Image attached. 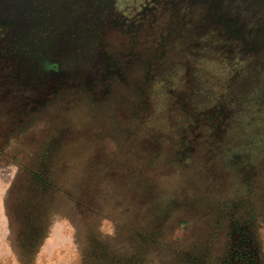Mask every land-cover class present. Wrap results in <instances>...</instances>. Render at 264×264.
<instances>
[{
    "label": "rangeland",
    "instance_id": "rangeland-1",
    "mask_svg": "<svg viewBox=\"0 0 264 264\" xmlns=\"http://www.w3.org/2000/svg\"><path fill=\"white\" fill-rule=\"evenodd\" d=\"M247 181L264 0H0V264H189Z\"/></svg>",
    "mask_w": 264,
    "mask_h": 264
},
{
    "label": "trees",
    "instance_id": "trees-1",
    "mask_svg": "<svg viewBox=\"0 0 264 264\" xmlns=\"http://www.w3.org/2000/svg\"><path fill=\"white\" fill-rule=\"evenodd\" d=\"M248 184L249 181L247 186L243 185L244 190L229 202L231 206L223 203L224 210L209 218L210 221L212 220L210 225L215 227L210 229H215V235L207 228L203 234L206 243L205 241L200 243L211 248L212 244L207 241L209 237H213L218 242L225 239L224 245L218 248L219 253L214 256L210 248L209 250L205 248L199 255L197 246H194L190 256L186 253L189 264H211L212 258H214L213 264H264V249H262L264 242L260 240L258 232L260 225L264 226V222H260V219L264 220V211L259 212L255 203L246 204L241 198L240 195L247 190L252 194L250 188L252 186ZM257 194V192L252 194L255 200Z\"/></svg>",
    "mask_w": 264,
    "mask_h": 264
}]
</instances>
